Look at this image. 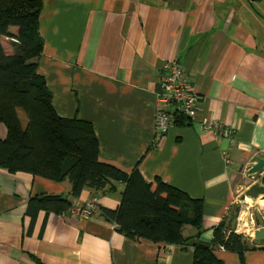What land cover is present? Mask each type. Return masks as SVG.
I'll return each instance as SVG.
<instances>
[{"label":"crops","instance_id":"crops-1","mask_svg":"<svg viewBox=\"0 0 264 264\" xmlns=\"http://www.w3.org/2000/svg\"><path fill=\"white\" fill-rule=\"evenodd\" d=\"M39 32L38 71L54 110L93 124L98 159L202 200L201 240L210 242L212 228L227 221L263 246L246 251L244 264H264V239L257 236L264 197L247 198L255 209L249 232L240 218L229 221L244 200L238 197L264 176L248 174L253 157L264 159V0H42ZM172 61L199 96L197 116L157 135L155 92ZM19 117L25 125L23 111ZM211 119L231 129V142L203 128ZM123 187L84 189L76 199L98 196L115 209ZM69 192L66 181L0 168V264H192V248L131 240L100 211L90 218L40 211L28 231L31 197L69 199ZM195 232L188 225L183 235ZM217 256L222 264H241L223 248Z\"/></svg>","mask_w":264,"mask_h":264},{"label":"trees","instance_id":"trees-1","mask_svg":"<svg viewBox=\"0 0 264 264\" xmlns=\"http://www.w3.org/2000/svg\"><path fill=\"white\" fill-rule=\"evenodd\" d=\"M41 8L42 0H0V122L6 127L5 137H0V168L70 185L69 199L43 194L28 200V231L40 211L45 216L64 213L72 198L80 197L84 189L96 193L123 185L117 208L102 206L99 211L125 237L190 247L192 264H222L217 256L219 248L236 253L244 264L246 251L263 246L234 232L227 221L212 228L210 242L202 241V200L190 198L159 178L153 187L138 169L127 173L100 161L93 124L77 116L57 115L52 92L38 71L43 49ZM4 38L10 41L9 52L2 43ZM19 111L26 115L25 125ZM188 225L196 231L192 236L183 235Z\"/></svg>","mask_w":264,"mask_h":264},{"label":"built area","instance_id":"built-area-1","mask_svg":"<svg viewBox=\"0 0 264 264\" xmlns=\"http://www.w3.org/2000/svg\"><path fill=\"white\" fill-rule=\"evenodd\" d=\"M199 96L189 87L188 77L177 61H172L161 77V86L155 92L154 118L157 135H163L179 118L193 120L197 116ZM202 126L212 129L217 136L232 137V131L223 127L217 120H204ZM97 200L91 196L84 202L73 199L68 212L87 217L97 209ZM234 231V230H233ZM235 232V231H234Z\"/></svg>","mask_w":264,"mask_h":264},{"label":"rangeland","instance_id":"rangeland-1","mask_svg":"<svg viewBox=\"0 0 264 264\" xmlns=\"http://www.w3.org/2000/svg\"><path fill=\"white\" fill-rule=\"evenodd\" d=\"M2 43L5 46V48L7 49V51L9 52L11 50L9 39L4 38L2 40ZM240 198H242V197L239 196L238 199H240ZM244 200H246V199H244ZM244 200L236 202L237 206H234L232 208V211L230 212V216H229V221H230V224L234 223V225L236 223L237 218H240V225L242 223L247 222V224L244 225V228L247 229L246 230V233H247L251 229V227L248 226V221H250L249 213L251 212V216H253L252 218H254L255 209H254V207H252V205H253L252 201H249L248 199H247L248 201H244ZM241 227L242 226H240L239 228L241 229ZM246 235L248 236V234H246ZM249 242H250V239H249Z\"/></svg>","mask_w":264,"mask_h":264},{"label":"water","instance_id":"water-1","mask_svg":"<svg viewBox=\"0 0 264 264\" xmlns=\"http://www.w3.org/2000/svg\"><path fill=\"white\" fill-rule=\"evenodd\" d=\"M252 163L253 164H251V166H249L248 168V174L249 175L262 174V172L264 171V159L255 156L252 158ZM259 195H262L264 197V185L258 182L252 184L245 191V196H247L250 199H256ZM257 236L264 239V227L257 232Z\"/></svg>","mask_w":264,"mask_h":264},{"label":"bare ground","instance_id":"bare-ground-1","mask_svg":"<svg viewBox=\"0 0 264 264\" xmlns=\"http://www.w3.org/2000/svg\"><path fill=\"white\" fill-rule=\"evenodd\" d=\"M154 121H155V118H154ZM183 123H185V122H179V123H176V122H172V125L171 126H174V125H179V124H183ZM220 123V122H219ZM220 124H222V123H220ZM155 125H156V122H155ZM223 125V127H225V128H228V129H230L228 126H226V125H224V124H222ZM209 130H212V129H209ZM231 130V129H230ZM212 131H214V130H212ZM215 132V131H214ZM216 134V133H215ZM216 136H217V134H216ZM217 137H219L220 139H224V140H227V141H229V142H231V137L230 138H224L223 136H217ZM157 139H159L158 137H157ZM251 166V165H250ZM250 176H254V175H250ZM254 183H256V182H254ZM254 183H252V184H254ZM259 183V182H258ZM252 184H250L248 187H250ZM261 184V183H260ZM263 184V183H262ZM264 185V184H263ZM241 196H242V198L241 199H247L248 197L247 196H245V192L243 193V194H241ZM96 197V200H97V203H96V205H97V209H96V211H94V212H92L90 215H88L87 217H84V216H80L79 215V217L80 218H90V217H92L93 215H95L96 213H98L99 212V210H100V207H102V205L100 204V201H99V198H98V196H95ZM78 216V215H77ZM258 224H260L259 222H257ZM257 224V225H258Z\"/></svg>","mask_w":264,"mask_h":264}]
</instances>
